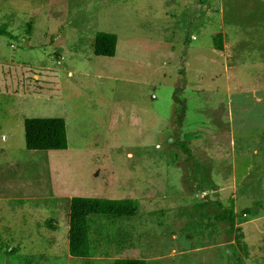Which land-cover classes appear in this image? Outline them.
Returning <instances> with one entry per match:
<instances>
[{
  "label": "rangeland",
  "instance_id": "obj_1",
  "mask_svg": "<svg viewBox=\"0 0 264 264\" xmlns=\"http://www.w3.org/2000/svg\"><path fill=\"white\" fill-rule=\"evenodd\" d=\"M221 26L250 41L227 63ZM246 27L264 28V0H0V185L16 200L0 264H264V34ZM98 32L114 57L94 55ZM26 118L63 119L68 148L28 151ZM69 197L139 212L92 216L74 258Z\"/></svg>",
  "mask_w": 264,
  "mask_h": 264
},
{
  "label": "trees",
  "instance_id": "obj_2",
  "mask_svg": "<svg viewBox=\"0 0 264 264\" xmlns=\"http://www.w3.org/2000/svg\"><path fill=\"white\" fill-rule=\"evenodd\" d=\"M2 33H0L1 35ZM117 38L114 34L98 32L94 37L93 53L98 57L115 56ZM25 148L28 151H51L67 149L66 126L61 118H26L23 121ZM139 212L136 200H112L102 198L73 197L68 209V253L74 258H88L92 251L89 219L92 216L132 218ZM220 221H225L234 231L231 211L220 212ZM240 229L236 228V232ZM239 237L240 234L238 233ZM238 240V238L236 239ZM114 264H146L144 260L121 258Z\"/></svg>",
  "mask_w": 264,
  "mask_h": 264
},
{
  "label": "crops",
  "instance_id": "obj_3",
  "mask_svg": "<svg viewBox=\"0 0 264 264\" xmlns=\"http://www.w3.org/2000/svg\"><path fill=\"white\" fill-rule=\"evenodd\" d=\"M219 17L220 18H223V15L222 14H219ZM221 20V19H220ZM247 29H244L243 31H244V35H248V33L247 32H258V34L259 35H263L264 33V28H253V29H251V28H248V27H246ZM218 29H220V30H217V33H221L222 34V38H223V44H224V46L226 45V48L227 49H224L223 51H225V53H226V59H225V61H226V63H227V59H231L232 57H234L235 56V54L237 53V52H241V50H237V46L236 45H238L240 42H244L243 40H238V39H236V40H234V39H232V38H227V34L225 33V31H224V29H223V26H221L220 28H218ZM233 31H235V30H233ZM247 42H250V41H245L244 43L246 44ZM253 42H255V40H253ZM259 42H261V43H264V40H259ZM23 130H24V128H23ZM12 137H11V134H10V136H8V141L11 139ZM25 141V140H24ZM18 144H20V143H18L17 142V145ZM67 148H68V145H67ZM66 150V149H65ZM51 151H58V150H51ZM43 153H45V152H47V151H42ZM25 163V162H24ZM17 195V194H16ZM15 195V196H16ZM13 196L14 195H12L11 194V192L10 191H7V190H4L3 188H2V186L0 185V222H1V215L3 214V211L6 209H8V211H10L11 210V208H10V203H13V202H15L16 200L14 199H12L11 200V198H13ZM19 197H23V196H19ZM64 198V196H58V197H56V199L58 200V202H59V204H57L56 205V209H57V211H61V206H62V203H64L61 199H63ZM69 199H71V197H69ZM13 201V202H12ZM58 219H56V220H62L61 219V217L59 216V213H58V217H57ZM67 218H65V220H62L61 222L65 225V228L67 229L68 228V222H67V220H66ZM37 225H41V223L39 222V223H36ZM41 226H43V222H42V225ZM48 226H49V229H50V231H49V234H50V241L52 240V242H54V243H57L58 241H57V239H54L53 238V235L54 234H57V229H58V227H59V224L58 223H56L55 224V222H54V220L53 219H51L49 222H48ZM11 237V236H10ZM14 238V237H13ZM16 238V237H15ZM13 239H11L9 242H7V243H11V244H15V241H12ZM21 241V240H20ZM19 243H21V242H19ZM18 244V243H17ZM20 245V244H19ZM7 252H8V254H17V253H20V249H19V247L17 248V249H15L14 251H13V249H11V248H9V249H7L6 250Z\"/></svg>",
  "mask_w": 264,
  "mask_h": 264
}]
</instances>
